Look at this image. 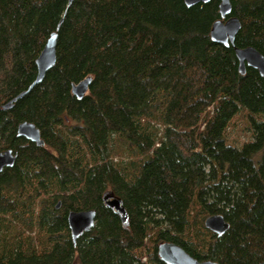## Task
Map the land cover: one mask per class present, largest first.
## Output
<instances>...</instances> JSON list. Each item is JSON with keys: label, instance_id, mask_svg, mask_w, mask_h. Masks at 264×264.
I'll list each match as a JSON object with an SVG mask.
<instances>
[{"label": "trees", "instance_id": "trees-1", "mask_svg": "<svg viewBox=\"0 0 264 264\" xmlns=\"http://www.w3.org/2000/svg\"><path fill=\"white\" fill-rule=\"evenodd\" d=\"M230 3L234 46L264 57V0ZM218 4L0 0V152L15 153L0 171V264H165L166 241L198 260L264 264V78L211 39ZM58 23L54 65L4 108ZM241 111L252 135L236 146L226 132ZM23 121L43 145L17 135ZM87 209L94 226L73 242L67 213ZM212 214L229 224L221 235L204 226Z\"/></svg>", "mask_w": 264, "mask_h": 264}, {"label": "water", "instance_id": "water-1", "mask_svg": "<svg viewBox=\"0 0 264 264\" xmlns=\"http://www.w3.org/2000/svg\"><path fill=\"white\" fill-rule=\"evenodd\" d=\"M187 6H192L199 2H209L210 0H183ZM70 3L71 0H68ZM230 0H219L218 11L219 18L215 20L210 29L211 39L215 42L221 43L225 46L231 44L234 48L235 56L238 60V68L240 72L245 71V67L249 66L256 69L261 77L264 78V57L253 46L236 47L234 46L235 35L241 27L239 19L231 14ZM61 21V20H60ZM60 23V22H59ZM57 24L54 31L49 34L41 52L35 59L37 73L33 82L29 85L27 90L17 94L14 98L8 101L3 107L9 108L12 103L23 96L33 85L39 83L45 72L51 68L56 60V40ZM90 77H85L78 83H72L71 92L77 98L83 97L88 90ZM17 135L23 136L29 141L35 142L37 145H43L40 130L32 122L23 121L17 125ZM15 161V153L12 149H5L0 152V171L3 167L11 166ZM105 205L113 209L120 215L122 222H126L127 213L120 198L115 196L110 191L103 195ZM60 203L56 204L59 207ZM95 209L87 210H70L67 213V225L70 231V236L73 242L84 232L90 230L95 223ZM204 226L217 235L223 234L229 224L224 220L220 214H212L204 219ZM157 254L162 262L165 264H218L213 260H198L186 252L179 244L174 242H160L157 245Z\"/></svg>", "mask_w": 264, "mask_h": 264}, {"label": "rangeland", "instance_id": "rangeland-1", "mask_svg": "<svg viewBox=\"0 0 264 264\" xmlns=\"http://www.w3.org/2000/svg\"><path fill=\"white\" fill-rule=\"evenodd\" d=\"M251 123L244 111L233 117L227 129V141L236 146L241 145L243 142L251 138Z\"/></svg>", "mask_w": 264, "mask_h": 264}]
</instances>
